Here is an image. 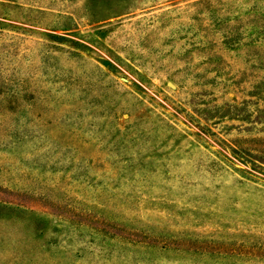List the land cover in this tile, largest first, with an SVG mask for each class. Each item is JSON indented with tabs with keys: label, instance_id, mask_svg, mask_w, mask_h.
I'll return each mask as SVG.
<instances>
[{
	"label": "rangeland",
	"instance_id": "obj_1",
	"mask_svg": "<svg viewBox=\"0 0 264 264\" xmlns=\"http://www.w3.org/2000/svg\"><path fill=\"white\" fill-rule=\"evenodd\" d=\"M0 264H264V0H0Z\"/></svg>",
	"mask_w": 264,
	"mask_h": 264
}]
</instances>
